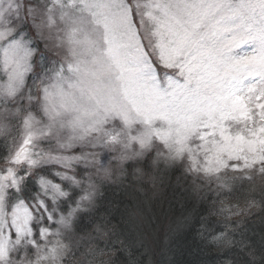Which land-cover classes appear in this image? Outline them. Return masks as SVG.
<instances>
[{"label": "snow or ice", "instance_id": "6c2138e0", "mask_svg": "<svg viewBox=\"0 0 264 264\" xmlns=\"http://www.w3.org/2000/svg\"><path fill=\"white\" fill-rule=\"evenodd\" d=\"M160 159L264 178V0H0V264H66ZM212 211L177 228L216 239Z\"/></svg>", "mask_w": 264, "mask_h": 264}, {"label": "trees", "instance_id": "16d2710c", "mask_svg": "<svg viewBox=\"0 0 264 264\" xmlns=\"http://www.w3.org/2000/svg\"><path fill=\"white\" fill-rule=\"evenodd\" d=\"M228 178L236 189L230 195L215 180L175 172L171 162L141 168L135 177L117 173L106 195L122 223L75 235L74 264H125L129 253L127 264H264V178L254 185ZM201 205L213 209L207 219L223 235L213 239L207 225L203 238L177 228ZM129 222L131 236L124 228Z\"/></svg>", "mask_w": 264, "mask_h": 264}, {"label": "rangeland", "instance_id": "374dc122", "mask_svg": "<svg viewBox=\"0 0 264 264\" xmlns=\"http://www.w3.org/2000/svg\"><path fill=\"white\" fill-rule=\"evenodd\" d=\"M135 159L143 162L144 157H136ZM159 161H164V160L160 159ZM228 179H229V181L233 180V178H228ZM207 181H209V179ZM74 257H75V249L72 246V254H70L69 256L66 257V264H74Z\"/></svg>", "mask_w": 264, "mask_h": 264}]
</instances>
